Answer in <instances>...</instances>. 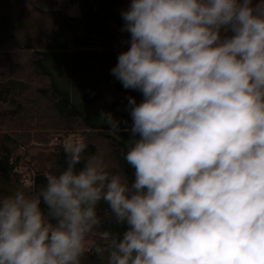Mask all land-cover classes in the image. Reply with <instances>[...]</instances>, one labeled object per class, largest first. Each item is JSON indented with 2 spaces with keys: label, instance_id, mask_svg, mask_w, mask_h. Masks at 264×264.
<instances>
[{
  "label": "clouds",
  "instance_id": "1",
  "mask_svg": "<svg viewBox=\"0 0 264 264\" xmlns=\"http://www.w3.org/2000/svg\"><path fill=\"white\" fill-rule=\"evenodd\" d=\"M121 16L111 75L143 97L123 129L134 179L69 139L59 175L0 199V264H81L101 201L125 228L94 249L108 264H264V0H131Z\"/></svg>",
  "mask_w": 264,
  "mask_h": 264
},
{
  "label": "trees",
  "instance_id": "2",
  "mask_svg": "<svg viewBox=\"0 0 264 264\" xmlns=\"http://www.w3.org/2000/svg\"><path fill=\"white\" fill-rule=\"evenodd\" d=\"M82 15L69 22L72 27L71 52L48 56L26 46L18 47L11 36L0 38V84L10 83L15 91L12 111L0 112V199L17 190L37 194L46 186L48 175H59L66 167L64 144L69 139L86 138L89 156L103 158L107 170L134 179V169L125 160L129 150L131 117L127 97L137 103L141 93L124 89L111 75L120 53L128 50L130 34L122 31L121 0H74ZM37 9L57 15L54 0H36ZM9 93V92H8ZM110 112L121 121V131L109 132L99 121L101 112ZM127 121V124L124 123ZM34 151L44 153L43 166L36 164ZM36 164V165H35ZM84 160L77 165L83 167ZM41 208L45 206L41 204ZM99 228L86 237L89 249L81 264H108L107 253L98 255L96 246L107 241L102 233H123L108 205L97 207Z\"/></svg>",
  "mask_w": 264,
  "mask_h": 264
},
{
  "label": "rangeland",
  "instance_id": "3",
  "mask_svg": "<svg viewBox=\"0 0 264 264\" xmlns=\"http://www.w3.org/2000/svg\"><path fill=\"white\" fill-rule=\"evenodd\" d=\"M54 1L59 12L57 15L37 9L36 0H0V38L11 36L17 41L18 47L30 46L48 56L71 52L72 27L69 22L80 18L82 8L80 4L73 3L74 0ZM257 2L258 0H253V4ZM130 3L123 0V11L129 8ZM221 35L230 36L232 33H224L222 30ZM11 88L10 83L0 84V112L12 111V102H4L5 99L12 101L14 98L15 91ZM32 157L37 166H43L44 153L34 151ZM0 184L10 189V185L1 179Z\"/></svg>",
  "mask_w": 264,
  "mask_h": 264
},
{
  "label": "crops",
  "instance_id": "4",
  "mask_svg": "<svg viewBox=\"0 0 264 264\" xmlns=\"http://www.w3.org/2000/svg\"><path fill=\"white\" fill-rule=\"evenodd\" d=\"M130 3V0H128ZM121 10L123 11V0H121Z\"/></svg>",
  "mask_w": 264,
  "mask_h": 264
}]
</instances>
